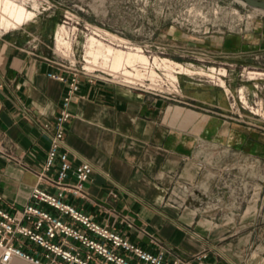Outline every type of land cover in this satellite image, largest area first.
Returning <instances> with one entry per match:
<instances>
[{
  "label": "crops",
  "instance_id": "1",
  "mask_svg": "<svg viewBox=\"0 0 264 264\" xmlns=\"http://www.w3.org/2000/svg\"><path fill=\"white\" fill-rule=\"evenodd\" d=\"M191 45L201 60L264 70V26L206 35ZM56 59L51 40L32 27L0 33L4 206L23 207L36 185L54 191L38 177L51 145L46 125L61 112L68 89L49 76L60 71ZM260 77L253 84L264 88ZM82 80L65 138L73 165L87 161L94 170L88 196L69 200L137 246L165 250L168 264L174 258L187 264H264V223L256 209L264 207L257 192L264 179L243 184V196L233 190L243 180L220 185L224 173L241 165L249 170L252 160L259 170L264 166V117L251 131L232 123L229 91L211 81L186 80L175 104L106 78ZM229 87L239 95L245 86ZM187 191L194 193L182 196ZM199 254L205 257L196 260Z\"/></svg>",
  "mask_w": 264,
  "mask_h": 264
},
{
  "label": "rangeland",
  "instance_id": "2",
  "mask_svg": "<svg viewBox=\"0 0 264 264\" xmlns=\"http://www.w3.org/2000/svg\"><path fill=\"white\" fill-rule=\"evenodd\" d=\"M18 1L26 9L33 10L36 13L31 21L26 22L23 26L32 27L35 33H40L44 38H49L54 50H66V52L64 51L66 58L75 63V68L78 69L82 78H87L86 73L89 76L93 74L94 78H106L121 82L131 88L135 87L147 93L149 92L147 88L150 86L157 89L158 94L168 102L175 104L183 97L182 88L186 80L214 81L215 85L218 84L216 86L223 85L225 89L233 93V96H236L233 101L231 100L232 105L230 104L229 116L232 118V123L237 122L247 128L248 131L256 130V126L262 125L261 122L256 120L260 117L254 113L264 116V98L259 93L260 90H263L264 94V88L263 85L262 87L257 85L256 88L253 83L257 80H251L250 78H261L260 76L264 78V70L246 69L244 71V68L238 69L233 64H214L206 61V59L201 60L196 54L198 52L194 53L191 44L206 35L231 32L246 33L247 31L259 29L264 26L263 11L250 8L238 0ZM65 21H67V24L64 23ZM61 27L66 28V33L60 34V36L65 38V41L68 40V44L67 47L61 46L58 48L57 35ZM5 31L8 30L0 28V33ZM91 36L97 37L100 41L114 48L138 47L148 57L149 63L147 65H136V72L133 71L134 73L138 72L139 76L127 78L122 76L120 72L115 74L108 67L107 69L103 68L100 65L101 60L98 61L99 63L94 64V59L92 57L88 58L87 48ZM73 53L75 57H73ZM155 59L160 63L159 66L154 64ZM89 60L93 63L88 64ZM163 60L181 64L195 73L187 75L178 72L179 68L167 69L162 63ZM56 61L58 60L56 59ZM90 66H92V69H89ZM218 68L222 73L228 75V78L212 73ZM83 69H86V71ZM129 70L132 71V69ZM249 70L252 72L248 73ZM242 73L245 77H242ZM173 75L178 79L176 82L170 77ZM215 77L217 79L214 80ZM219 77L226 82L222 83ZM233 82H241L245 86L244 92L240 96L244 97L243 102L247 103L246 106L239 102L237 88H234L235 90L230 89L229 84ZM142 85H145V87H142ZM172 92L174 93L170 94ZM256 96L263 102L259 107H255ZM254 162L252 160V168L249 170L243 165H241L242 167H236L232 171L237 175L236 177L232 173H224L220 178V185L229 179H236L240 183L243 180L242 185L239 184L241 187L233 188L236 191L234 193L236 196H243L246 190L243 184L250 181L251 178L257 182L259 178L264 179V166L259 170L258 166H254ZM257 188V192H260L261 198L264 199V182H262V186L258 185ZM256 209L261 215L260 220L264 223V207Z\"/></svg>",
  "mask_w": 264,
  "mask_h": 264
},
{
  "label": "built area",
  "instance_id": "3",
  "mask_svg": "<svg viewBox=\"0 0 264 264\" xmlns=\"http://www.w3.org/2000/svg\"><path fill=\"white\" fill-rule=\"evenodd\" d=\"M64 23L67 24V21ZM64 51L54 50L58 60L56 66L60 71L50 72L49 76L65 82L68 89L61 112L46 125L51 133V145L44 171L38 177L39 182L45 183L54 191L36 185L31 192L30 202L21 208L4 206L1 204L3 197L0 195V264H12L15 259L28 264H168L165 250L152 253L137 246L116 229L92 219L84 209L76 207L69 200L88 196L86 185L90 181L94 166L87 161H81L74 166L71 152L66 145V129L72 118L69 108L80 89L82 76L75 68V63L66 58ZM219 69L212 73L226 78L228 75ZM250 72L252 71L249 70L248 73ZM85 75L88 80L93 81V74ZM213 83L215 84L214 81ZM147 89L159 95L157 89L150 86ZM243 92L244 89L239 90V102L246 106L244 97L240 96ZM228 94L233 101L232 93L229 91ZM262 103L256 96L255 107ZM192 193L183 192L182 196ZM174 196L176 199L179 195L174 192ZM204 257L205 254H199L195 259L201 260ZM169 264L187 262L174 258Z\"/></svg>",
  "mask_w": 264,
  "mask_h": 264
},
{
  "label": "bare ground",
  "instance_id": "4",
  "mask_svg": "<svg viewBox=\"0 0 264 264\" xmlns=\"http://www.w3.org/2000/svg\"><path fill=\"white\" fill-rule=\"evenodd\" d=\"M35 15L36 13L33 10L26 9V7L22 3H20L18 0H0V28L1 29L3 28L8 31L16 30L17 28L23 26V24H25L26 22L31 21V19ZM65 33H66V28L61 27L57 35L58 36L57 37L58 38V41H57L58 48H60L61 46L67 47L68 40L65 41L66 39L60 36V34L63 35ZM124 48H114L100 41L97 37L91 36V38H89V41H88L87 55H88V58L92 57L94 59V64L99 63L100 62L99 60H101L100 65H102V67L106 69L108 67L111 70V72L115 74L120 72L122 76H125L127 78H130L133 76H139L138 72L134 73L133 70L136 69L135 67L138 64L147 65L149 63L148 57L144 55L143 50L138 47H132V48L124 47ZM89 63H93V61L89 60L88 64ZM162 63H164L167 69L174 70L175 68H179L178 72H182L187 75L195 73L191 69L189 70L185 68L183 65L178 64V63L174 64L173 62H170L169 60L168 61L163 60ZM154 64L159 66L160 63H158L157 59H155ZM89 69H92V66H90ZM129 69H132L133 73ZM170 77H172L174 82L178 80L177 77H174V75ZM222 83H224L223 80H222Z\"/></svg>",
  "mask_w": 264,
  "mask_h": 264
},
{
  "label": "water",
  "instance_id": "5",
  "mask_svg": "<svg viewBox=\"0 0 264 264\" xmlns=\"http://www.w3.org/2000/svg\"><path fill=\"white\" fill-rule=\"evenodd\" d=\"M246 5H248L250 8H253L255 10H261L264 12V0H238ZM198 194L199 192L196 191Z\"/></svg>",
  "mask_w": 264,
  "mask_h": 264
}]
</instances>
